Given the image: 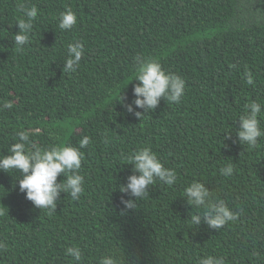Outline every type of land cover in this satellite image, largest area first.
I'll use <instances>...</instances> for the list:
<instances>
[{"label": "trees", "instance_id": "trees-1", "mask_svg": "<svg viewBox=\"0 0 264 264\" xmlns=\"http://www.w3.org/2000/svg\"><path fill=\"white\" fill-rule=\"evenodd\" d=\"M22 6L38 13L20 47L17 24L28 20ZM66 10L77 21L62 31ZM76 42L84 55L68 73L67 46ZM137 56L185 81L179 103L161 99L141 119L119 101L135 99ZM253 101L264 106V0H0V156L11 154L21 131L28 151L90 139L80 149L83 192L78 200L61 193L55 211L26 200L19 172L0 171V242L7 245L0 264H100L106 256L117 264H199L207 256L264 264V136L255 147L236 136ZM258 119L264 130V112ZM144 147L176 181L156 180L125 209L121 199L130 197L119 189L134 174L128 157ZM229 165L232 174L222 176ZM193 182L237 218L216 230L195 226L191 216L204 209L184 197ZM69 248L81 251L80 261Z\"/></svg>", "mask_w": 264, "mask_h": 264}, {"label": "clouds", "instance_id": "clouds-1", "mask_svg": "<svg viewBox=\"0 0 264 264\" xmlns=\"http://www.w3.org/2000/svg\"><path fill=\"white\" fill-rule=\"evenodd\" d=\"M24 15L27 21L17 24L19 31L15 34L14 44L24 46L28 43L27 33L31 30L30 21L37 16L38 9L33 6L24 8ZM77 16L71 10H66L60 14L58 27L62 31L72 29L76 24ZM84 55V47L81 43H70L67 46V57L63 63V71L73 73L79 67ZM137 65L136 77L138 81L133 87L135 99L129 104L126 98L120 96L119 101L129 114L141 119L150 112H153L160 104L161 99L172 103H179L185 93V81L174 74L166 73L161 64L154 59H143L139 56L135 58ZM246 83L254 84L253 74L250 71L245 73ZM12 105L7 103L5 108ZM141 109V111H136ZM264 112V106L258 102H251L245 105L244 114L239 117V130L236 136L241 144L255 147L258 138L264 136L258 116ZM20 142L14 143L8 155L0 156V171L5 173L19 172L16 177L19 190L25 195L26 200L30 201L38 209H48L55 211L57 200L61 193L70 194L73 200H78L83 192L84 177L79 174L83 152L80 149L89 145L90 139L84 136L79 141L78 147L54 146L50 149H42L33 145V150L26 149V142L29 135L25 131L18 134ZM130 164L133 165V175L127 177L125 185H121L119 191L128 195V200L121 199L125 209L135 208L136 202L131 199L141 200L148 195V188L156 180L166 185H173L176 181V172L166 168L159 160L156 153L149 147L137 150L128 157ZM233 172L231 165L220 169L222 176H230ZM63 175L65 179L58 182V177ZM210 190L200 182L191 183L184 192V197L192 207L203 208L202 214L191 216V222L195 226H200L201 222L211 229H220L228 222L234 221L237 214L234 213L222 200L215 202L210 198ZM7 245L0 242V250H6ZM67 252L76 261L81 260V251L77 248H69ZM100 264H117L111 257H103ZM199 264H225L223 258L212 256L202 257Z\"/></svg>", "mask_w": 264, "mask_h": 264}]
</instances>
